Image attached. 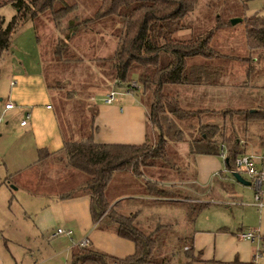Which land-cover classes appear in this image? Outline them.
<instances>
[{
    "label": "trees",
    "instance_id": "trees-1",
    "mask_svg": "<svg viewBox=\"0 0 264 264\" xmlns=\"http://www.w3.org/2000/svg\"><path fill=\"white\" fill-rule=\"evenodd\" d=\"M197 1L100 0L91 15H76L69 22L71 31L76 32L99 19L117 18L109 21L111 33L117 36L118 44L112 55L101 58L102 65L108 66L104 72L111 76L110 79L122 84L129 85L137 80L140 87L143 86L148 120L158 134L154 140L147 138L142 143L97 142L92 129L83 132V138L74 140L67 138L56 108L68 159L88 174L80 187L63 192L61 196L89 194L92 216L97 226L111 229L136 244L135 251L125 256L109 253L92 243L78 244L73 248L70 264H256L255 261L238 257L233 260L205 259L202 258V250L195 251V229L192 226L199 211L210 203L199 195L204 194V188L197 182L196 170L191 179L185 176L179 183H166V174L153 178L156 170L176 167L171 143L188 139L186 127L196 129V132L191 133L189 142V154L194 156V160L199 153L223 154L221 146L225 144V161L232 168L236 156L246 150L245 144L241 143V132L247 130L249 121L264 119V107L261 104L251 108L226 107L222 110L213 105L190 107L182 102L180 92L174 93L169 89V85L177 83L217 86L221 81L223 65L219 61L217 65L213 60L223 55L234 56L211 44L216 29L230 24L228 20H222L217 15V24L209 29L197 22H202L200 19L187 20ZM3 2L11 3L16 12L7 22L4 17H0V57L10 46L14 33L26 22H35L38 14L50 12L55 19L60 20L77 6L68 4L66 0ZM244 23L251 45L254 48L264 46V14L249 16L244 19ZM182 30L187 34L179 35ZM69 37L70 34L57 44L55 51L60 55ZM234 57L252 60L248 56ZM251 70L252 67L246 70L247 77ZM48 86L51 87L50 84ZM95 110L97 116L98 104ZM53 153L41 148L38 161L44 162ZM122 170L131 173L139 182H132L130 186L137 184L141 190L122 194L118 199L111 198L108 186ZM10 176L6 181L12 183ZM183 180L187 184H181L185 183ZM188 181L194 182L193 187L188 185ZM175 205L186 207L185 214L192 231L178 238L180 254L185 259L180 256L177 261H173V251L169 248L177 218L172 216L176 219H165L155 214L148 215L147 220L144 215L145 210L154 206Z\"/></svg>",
    "mask_w": 264,
    "mask_h": 264
},
{
    "label": "rangeland",
    "instance_id": "rangeland-1",
    "mask_svg": "<svg viewBox=\"0 0 264 264\" xmlns=\"http://www.w3.org/2000/svg\"><path fill=\"white\" fill-rule=\"evenodd\" d=\"M66 2L77 6L60 20L55 19L50 12H42L34 20L53 102L66 129L67 138L79 140L83 138V132L86 133L95 127V106L101 102L97 98L105 95L110 87L120 83L118 80L110 79L111 76L104 72L108 66L102 65L101 61V58L112 55L117 47L118 38L111 33L112 25L109 22L117 18L105 17L80 31H71L70 20L76 15L79 17L91 15L99 6L100 0H66ZM15 11L14 6L8 3L0 8V15L9 19ZM255 14H264V0H198L196 2L187 20L190 22L200 19L202 22H197L201 23L203 28L209 29L217 24V15H220L222 20H228L230 24L216 29L211 44L222 52L234 56H248L252 60L224 55L218 60H213L216 64L219 61L223 65L222 84L220 81L213 88L178 83L169 85L172 92L181 93L182 102L186 106H214L220 110L226 107L251 108L258 104L264 107V46L254 48L249 42L244 26V19ZM182 31L178 34L182 36L187 34L185 30ZM69 34L68 43L60 55L55 51L56 46ZM249 67H252V70L247 77L246 70ZM9 86V81L5 80L4 90ZM139 89L141 88L133 89L136 95L140 94ZM120 96L117 95L118 98ZM143 101L147 105L144 99ZM192 132H196V129L186 127L188 139L171 143L175 152L176 167L156 170L153 178H160V174H166L164 179L166 183L175 181L179 183L185 176L191 179L196 170L198 183L206 192L199 195L210 203L199 211L192 228L203 231V241L214 257L227 260L238 257L241 260L264 264V207L259 209L253 203L254 185L236 179L231 168L227 166L223 154L197 157L195 164L194 156L189 154ZM146 134L148 136L145 140L147 138L154 140L158 135L149 120L146 124ZM241 143L245 144L244 152L264 153V119L249 121L247 130L241 132ZM235 166L234 161L233 167ZM5 170L6 165L0 160V228H4L5 233L10 232L11 229L16 233L22 232L25 253L28 259L33 261L32 263L41 264L45 261L43 264H69L66 253L60 251L67 247L66 236L62 234L50 238L54 230L51 226L44 230V235H36L35 213L31 214L29 220L23 218V204L26 200L33 199L27 193L30 190L63 193L76 189L88 178L87 172L69 161L64 147L55 151L44 162H39L28 170L25 169L26 171L23 170L24 173L13 174L14 181L7 183L9 186L2 182L6 175ZM241 174L250 180L247 172L242 170ZM132 182L139 184L131 173L126 170L120 171L108 186L109 196L118 199L122 194L140 191L139 185L130 186ZM183 182L185 183L181 184H187L186 181ZM193 184L194 182L188 181V185L193 187ZM185 209L184 205L154 206L144 213L147 220H149L148 215L155 214L165 219L177 218L169 244V248L173 251V261H177L180 256L185 259L184 255L180 254L178 238L181 234L192 233ZM26 223L31 229L25 228ZM249 229L256 230L259 236L254 240L243 237L241 233ZM230 252H233L230 258L224 257Z\"/></svg>",
    "mask_w": 264,
    "mask_h": 264
},
{
    "label": "crops",
    "instance_id": "crops-1",
    "mask_svg": "<svg viewBox=\"0 0 264 264\" xmlns=\"http://www.w3.org/2000/svg\"><path fill=\"white\" fill-rule=\"evenodd\" d=\"M5 4L8 3H0V8ZM0 17H4L5 22L10 19L4 15ZM5 80L10 83L6 90L3 87ZM140 88V94L136 95L135 90L123 92L112 102H106L105 95L97 98L101 102L98 103L99 112L93 132L95 141L120 143L145 141L148 108L143 101V88ZM52 97L45 74L38 29L35 22L30 20L14 33L10 46L0 57V160L6 165L3 183H10L6 181L9 175L14 181L15 175L24 173L38 164L41 148L55 152L64 147V133ZM8 101L13 102V107L5 106ZM25 117L28 119L27 123L22 125L21 121ZM203 155L215 154L199 153L195 157V164L197 157L201 158ZM23 170L25 171L22 172ZM27 193L33 199L24 202L23 218L29 220L31 214L35 213L34 225L38 236L44 235V230L49 226L54 229L50 238L62 234L66 236L67 247L60 251L68 256L67 263L71 262L73 248L81 244L86 237L89 243L115 255L125 256L135 251L136 244L132 239L121 236L111 229L97 226L93 220L89 194L61 196L59 192L45 190L37 192L30 190ZM202 193L206 194L205 191ZM26 227L31 229L28 223ZM59 227L71 228L73 233L57 232ZM3 229L0 228L1 264H36L32 263L25 253L22 232L16 233L11 229L5 233ZM202 232L195 230V251L202 250V258L205 259L227 260L214 257L203 241ZM232 254L233 252H230L224 257L230 258Z\"/></svg>",
    "mask_w": 264,
    "mask_h": 264
},
{
    "label": "built area",
    "instance_id": "built-area-1",
    "mask_svg": "<svg viewBox=\"0 0 264 264\" xmlns=\"http://www.w3.org/2000/svg\"><path fill=\"white\" fill-rule=\"evenodd\" d=\"M140 87L137 80H133L129 85H124L122 83H119V85H115L111 87L109 90H107L104 100L106 102H112L116 99L117 95L123 92L132 91L134 88ZM13 102L8 101L6 102L5 106L7 108L13 107ZM29 116V115H28ZM27 116V117H28ZM27 117H25L21 124L25 125L27 123ZM221 150L223 155L225 156L227 153V149L225 144H222ZM235 167H232V172L239 171L240 173L242 170L247 172L249 175V178L251 180V183L255 187V196L253 203L259 207V209H262L264 207V200H263V194H264V154H253V153H247L243 152L236 156L235 158ZM234 202V200H232ZM57 232H65L68 234L73 233V229H64L59 227ZM243 237L250 238L252 240L256 239L259 236V233L256 232L254 229H249L247 231H243L241 233ZM89 240L88 238H84L81 241V244L85 245L88 244Z\"/></svg>",
    "mask_w": 264,
    "mask_h": 264
},
{
    "label": "water",
    "instance_id": "water-1",
    "mask_svg": "<svg viewBox=\"0 0 264 264\" xmlns=\"http://www.w3.org/2000/svg\"><path fill=\"white\" fill-rule=\"evenodd\" d=\"M234 20H236V19H234ZM233 174L236 177V179H238L239 181H242L246 184H251V180L245 178L239 171H234Z\"/></svg>",
    "mask_w": 264,
    "mask_h": 264
}]
</instances>
